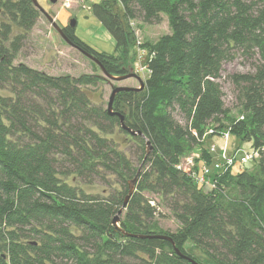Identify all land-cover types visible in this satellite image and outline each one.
<instances>
[{
    "label": "trees",
    "instance_id": "obj_1",
    "mask_svg": "<svg viewBox=\"0 0 264 264\" xmlns=\"http://www.w3.org/2000/svg\"><path fill=\"white\" fill-rule=\"evenodd\" d=\"M91 11L114 38L113 54L62 30L107 74L125 75L147 56L144 88L118 92L111 110L98 73L16 64L43 11L33 0H0L9 19L0 24V264H264V0H102ZM164 16L169 33L138 39L137 21ZM240 52L260 62L230 76L234 112L218 79ZM226 131L258 152L252 167L228 168L211 187L178 167ZM199 157L195 172L211 160ZM97 184L105 188H85ZM163 203L175 230L160 225Z\"/></svg>",
    "mask_w": 264,
    "mask_h": 264
},
{
    "label": "rangeland",
    "instance_id": "obj_2",
    "mask_svg": "<svg viewBox=\"0 0 264 264\" xmlns=\"http://www.w3.org/2000/svg\"><path fill=\"white\" fill-rule=\"evenodd\" d=\"M102 0H57L53 3L51 0H37L43 13L38 19L34 28L26 34V38L21 51L18 53L15 63H24L31 68L44 71L50 75H72L79 77L82 74L98 73L104 77V83L99 87V91L103 92L105 106L108 107L109 99L115 87H140V83L135 77H128L123 80H115L107 77L103 71L97 67L95 68L91 58L83 54L71 43H69L54 26L63 28L70 25L71 20H76L75 34L86 43L90 44L100 52L113 54L115 52V40L103 26V24L93 15L91 6L100 3ZM2 22H9V19L0 12V24ZM142 27H137V36L141 41L156 40L160 36L170 32L168 19L164 16L163 20L158 24H143L137 21ZM14 32H19L15 25H12ZM15 35V34H14ZM144 59H137L134 69L125 74L136 73L141 79L147 77L144 72H140L141 65L146 63L147 56ZM260 62L258 55H244L241 52L235 53L232 60L226 61L223 65L221 78L218 82L221 84L224 92V99L226 105L236 111L238 108L237 90L230 80V76L237 73H246L254 71V65ZM141 64V65H140ZM123 76V75H121ZM119 77V76H117ZM177 119L184 123L182 115L177 114ZM115 138L118 141H124V136L119 134ZM129 144V143H128ZM129 151L132 159L136 161V147L128 145L123 147ZM242 150H252L251 143L241 142L239 139L233 137L229 131L224 132V135L219 134L211 137L203 145L194 150L192 155L185 157L200 158L203 151H206L211 156V160L203 161L202 166H207L210 171L211 183L213 185V177L226 170L223 163L230 155ZM254 163L250 162L246 166L252 167ZM239 165L233 167V171L239 170ZM211 187V186H210ZM87 190L101 192L105 186L96 185L93 188L85 186ZM156 200L160 197L156 194L148 195ZM162 214L157 218L160 225L165 229L175 230L178 223L174 216L170 213L167 205H161ZM188 249L191 250V244H187Z\"/></svg>",
    "mask_w": 264,
    "mask_h": 264
},
{
    "label": "built area",
    "instance_id": "obj_3",
    "mask_svg": "<svg viewBox=\"0 0 264 264\" xmlns=\"http://www.w3.org/2000/svg\"><path fill=\"white\" fill-rule=\"evenodd\" d=\"M140 70L141 71L146 70V66L141 67ZM239 155H240V151H238L235 154L227 157L225 160V163H223L224 167L226 169H228V168L235 166L236 164H239L240 166L246 165L247 163L256 159L259 154L256 151H254V152L246 151L241 156H239ZM195 159L196 158H193V159L188 158V159H186V164H185V160H184L183 163H181L178 167L184 171H187L189 174H192L194 176L195 180L197 181V183H199L205 187L213 186L211 183V179H210V171L206 165L202 166L200 164V166H201V167H199L200 171L198 170L199 172H195V169L197 168V163L195 162Z\"/></svg>",
    "mask_w": 264,
    "mask_h": 264
},
{
    "label": "water",
    "instance_id": "obj_4",
    "mask_svg": "<svg viewBox=\"0 0 264 264\" xmlns=\"http://www.w3.org/2000/svg\"><path fill=\"white\" fill-rule=\"evenodd\" d=\"M53 3H55L57 0H51ZM33 2H34V4L35 5H37V6H39L40 7V5H39V3L37 2V0H33ZM55 27H56V29L60 32V34L65 38V35H64V33H63V30H62V28L61 27H59V26H57V24H55L54 25ZM70 26L71 27H73V28H75V26H76V20L75 19H73V20H71V22H70ZM66 40H67V38H65ZM68 41V40H67ZM70 43V42H69ZM88 57L89 58H91L92 60H94V61H96L97 62V60L92 56V55H88ZM98 63V62H97ZM99 64V63H98ZM100 65V64H99ZM100 67H101V69H102V71H103V73L107 76V77H109V78H111V79H115V80H123V79H125V78H128V77H135V78H137L138 79V81H139V83H140V87H115L114 89H113V91H112V94H111V97H110V99H109V103H108V109L109 110H111L112 109V104H113V99H114V97H115V95L118 93V92H120V91H122V90H135V91H138V90H142L143 88H144V86H145V82L143 81V79H141L136 73H133V74H128V75H123V76H119V77H117V76H114V75H110V74H107V72L104 70V68L100 65ZM121 123H122V127L124 128V129H127L132 135H136L137 133L136 132H133V131H131V130H129L126 126H125V124H124V122H123V119L121 120ZM140 135H142L141 133H139ZM147 151H148V153L150 152L149 150H150V143L148 142L147 143ZM140 172V171H139ZM139 174V173H138ZM137 178H138V175L130 182V191H129V194H128V196L126 197V200H125V203H124V208L126 207V205H127V203H128V200L130 199V197H131V195L134 193V191H135V184H136V181H137ZM121 212V211H120ZM119 217L118 216H116L115 217V219H114V224L117 226V227H119Z\"/></svg>",
    "mask_w": 264,
    "mask_h": 264
}]
</instances>
